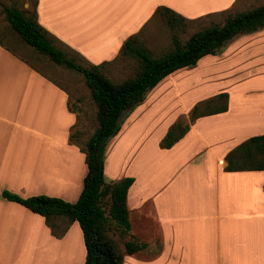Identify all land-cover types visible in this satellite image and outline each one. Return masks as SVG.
I'll return each instance as SVG.
<instances>
[{"label":"crops","instance_id":"obj_1","mask_svg":"<svg viewBox=\"0 0 264 264\" xmlns=\"http://www.w3.org/2000/svg\"><path fill=\"white\" fill-rule=\"evenodd\" d=\"M30 1L37 3L39 25L57 44L93 65L118 59L124 43L139 37L160 8L191 21L259 7L255 0ZM26 62L0 46V264H81L86 252L79 230L74 232L76 222L56 239L42 217L1 196L8 191L75 203L87 173L84 154L69 142L77 117L68 110V94ZM193 68L191 74L203 81L187 110L220 93L228 94V109L197 119L170 149L159 143L175 120L162 122L151 134L155 142L143 143V177L137 154L134 169L122 171L134 179L126 198L130 237L147 244L126 255L124 264H264V173L224 170L232 148L264 134V27L236 36ZM170 158L180 165L165 180L162 165L168 167ZM112 179L108 184L122 180ZM198 186L200 199L194 198ZM41 240L48 250L37 253Z\"/></svg>","mask_w":264,"mask_h":264},{"label":"trees","instance_id":"obj_2","mask_svg":"<svg viewBox=\"0 0 264 264\" xmlns=\"http://www.w3.org/2000/svg\"><path fill=\"white\" fill-rule=\"evenodd\" d=\"M7 1L10 2L9 6L2 5L0 0V14L25 48L32 49L56 66L83 76L96 106L98 125L85 144L78 145L80 152L85 155L87 174L75 203L44 195L21 198L8 191H3L1 196L42 217L51 235L56 239L62 238L70 225L76 222L81 229L86 252L83 264H124L126 255L132 256L145 250L147 244L131 236V240L124 243L123 251L109 236L108 229L112 224L120 230L122 236H130L131 226L126 198L129 188L134 183V179L130 177L116 183L105 182L104 158L109 142L120 132L123 117H127L139 107L148 93L170 75L185 68L195 67L206 56L217 55L236 36L262 29L264 4L234 15L223 13L225 14L223 23H212L210 27L193 33L184 43L180 42L176 30L184 28L188 21L168 9H158L156 16L172 33V50L155 58L143 46L138 36L130 37L122 46L120 57L137 60L138 70L132 78L112 82L103 73L106 63L83 67L57 46V40L37 21L36 1ZM26 2L29 3L28 8H24ZM0 46L13 52L1 40ZM68 109L74 113L69 103ZM227 109V93H220L198 102L189 112V123L176 122L171 125L159 143L160 148H172L189 132L190 125L197 119L221 114ZM74 138L75 134L70 133L69 142L74 143ZM224 161L226 162L224 170L228 173H264V134L251 137L232 148L225 155ZM262 188L264 191V181Z\"/></svg>","mask_w":264,"mask_h":264},{"label":"rangeland","instance_id":"obj_3","mask_svg":"<svg viewBox=\"0 0 264 264\" xmlns=\"http://www.w3.org/2000/svg\"><path fill=\"white\" fill-rule=\"evenodd\" d=\"M255 2H257L256 6H260L264 3V0H255ZM1 4L9 6L10 2L7 0H1ZM24 6H27V3ZM32 9L33 4L30 5V10ZM224 19L225 14H216L200 19L191 20L186 23V26L184 28L177 29L176 33L180 42L184 43L193 33L210 27L212 23H223ZM171 34L172 33L166 26V24L161 19H159V17H157L152 19L142 30V32L139 34V40L153 57L159 58L172 50ZM0 40L3 41V44L6 45V47L13 51L16 55L26 60L33 68L45 75L49 81L66 91L69 96L70 109L77 117L75 126H73L70 130V133L75 134L74 143L70 144L76 146L78 149V145L83 146L98 125L96 119V106L91 99L83 76L76 73L75 71L68 70L61 66H56L47 58L39 56L32 49L25 48V46L20 43L19 39L10 30L9 26L4 20V17L1 14ZM57 46L65 51L69 58L74 59L77 64L83 67L97 66L86 62L85 59H83L74 51L66 49L59 44H57ZM106 64L107 65L105 66L103 73L112 82H121L125 79L134 77L139 67L137 60L130 57H118V59H116L115 61ZM193 69L194 68H185L178 71V73L175 72L176 74L174 73L172 74V76L170 75L168 78L162 81L161 84L158 85V88L156 90H152L148 93L145 101L141 104L143 105V108L140 110L141 112H138V114H136V112L134 111V113L131 112L130 114H128L127 117H123L124 125L122 124L121 130L118 135H116L114 139L109 142L105 152L104 167H106L107 174L106 176L104 175V178L107 183L114 180L112 179V177H115L116 181L125 178V175L124 173H122V171H132L134 169L135 166L133 160L136 154L137 155L135 159L141 167V175H139L141 179V177H143L142 172L146 171V167L145 164H143L142 159H144V156L148 154L147 148H142L143 143L148 141L146 147L153 144L155 142V138L152 137L151 134L153 133L154 136L156 128L162 122L166 121L164 124H169L170 121H168V119L172 117L175 120L174 123H189L188 115L193 107L189 110H187V108L192 104V100L196 98L197 95L195 89L200 85V82H197L201 80V77L195 75L196 72L191 74L190 71H192ZM193 78L197 79L194 82L197 83L194 87L193 85L189 86L188 82ZM202 81L203 80H201V82ZM190 90L192 91L189 92ZM138 108L139 107H137L136 109ZM128 117L130 119L126 121V123H124V121ZM174 123H172L171 125H173ZM187 154L189 155V153H185L183 156L188 157ZM191 156L193 155L190 154L189 157ZM146 160L148 161V167H150V156L147 157ZM124 161L126 162V166H123ZM179 165V162L173 163V160L170 158L168 167L162 165V179L166 180L167 178H169L176 169H179L175 168V166ZM200 189L201 187L199 188V186L198 188H196V190L194 191V198L200 199ZM192 211L197 215V211H194V207ZM75 225L76 226L74 228V232H76L75 229H77V231L79 230L80 237L82 239L81 241L84 247L81 229L77 224ZM222 226L223 228H226L225 221L222 223ZM242 227L243 225L240 224V228ZM108 231L109 236L113 238L120 249L124 251V243L131 240V237L122 236L119 232L120 230L117 229L113 224L110 225ZM158 248V244H155V246H152L149 250L155 253L157 252ZM44 250H48V243H42L41 240L40 244L36 246L35 251L39 253L40 251L44 252ZM36 256L37 254L35 255V257ZM37 259H39V257H37ZM78 262H81V264H83L81 258L78 259Z\"/></svg>","mask_w":264,"mask_h":264}]
</instances>
